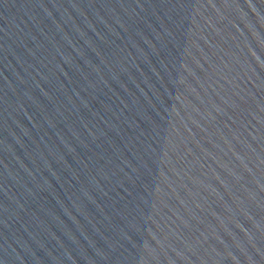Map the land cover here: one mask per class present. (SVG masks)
<instances>
[{"label": "water", "instance_id": "95a60500", "mask_svg": "<svg viewBox=\"0 0 264 264\" xmlns=\"http://www.w3.org/2000/svg\"><path fill=\"white\" fill-rule=\"evenodd\" d=\"M0 264H264V0H0Z\"/></svg>", "mask_w": 264, "mask_h": 264}]
</instances>
